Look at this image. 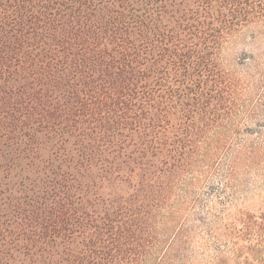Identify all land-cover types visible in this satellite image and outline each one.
Here are the masks:
<instances>
[{
    "label": "trees",
    "instance_id": "trees-1",
    "mask_svg": "<svg viewBox=\"0 0 264 264\" xmlns=\"http://www.w3.org/2000/svg\"><path fill=\"white\" fill-rule=\"evenodd\" d=\"M253 25L264 0H0V264H194L223 237L264 182V55L222 58Z\"/></svg>",
    "mask_w": 264,
    "mask_h": 264
},
{
    "label": "rangeland",
    "instance_id": "rangeland-1",
    "mask_svg": "<svg viewBox=\"0 0 264 264\" xmlns=\"http://www.w3.org/2000/svg\"><path fill=\"white\" fill-rule=\"evenodd\" d=\"M244 55H264V26L253 25L235 34L224 48V66L230 71L238 70ZM241 213L253 218L255 224L247 227L250 223L236 222L241 232H238L237 238L228 236L235 233L230 221L240 219ZM220 215L223 220L219 222L218 232L223 237H219L213 245L199 249L201 254L194 258V264H264V182L240 196L233 206Z\"/></svg>",
    "mask_w": 264,
    "mask_h": 264
}]
</instances>
